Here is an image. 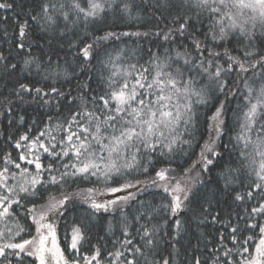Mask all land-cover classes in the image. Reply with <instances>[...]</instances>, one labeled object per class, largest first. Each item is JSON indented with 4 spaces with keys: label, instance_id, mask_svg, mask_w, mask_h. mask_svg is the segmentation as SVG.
<instances>
[{
    "label": "snow or ice",
    "instance_id": "snow-or-ice-1",
    "mask_svg": "<svg viewBox=\"0 0 264 264\" xmlns=\"http://www.w3.org/2000/svg\"><path fill=\"white\" fill-rule=\"evenodd\" d=\"M0 9H19L12 50L0 52V72L16 74L17 82L19 73L38 78L18 83L9 93L15 99L0 104L11 114L16 102L35 103L47 117L37 121L43 126L35 135L30 127L15 139V158L11 152L0 157V264H102L99 246L81 253L90 238L80 223L61 247L58 221L77 200L92 217L101 210L120 214L123 239L114 242L119 247L108 252V264H176L185 224L179 214L192 203L196 185L211 182L204 179L211 167L219 169L225 187L248 181L236 201L255 200L227 236L221 233L210 250L211 264H264V0H33L29 7L0 0ZM101 14L115 20L148 17L155 30L98 36L89 25ZM0 30L9 35L8 17H0ZM69 33L68 49H76L71 61L67 53L60 56L62 43L53 46ZM133 36H154L160 43L145 53L147 60L136 49L105 47ZM17 58L19 63L9 62ZM97 65L99 93L91 83ZM229 97H242L243 105L237 106L239 132L224 145L226 159L218 146L229 128ZM201 107L212 114L199 112ZM200 115L207 138L196 145V159L177 173L170 158L192 154ZM165 160L169 165L160 166ZM80 183L91 186L69 190ZM149 189L166 194L161 203L136 204ZM194 264H202L199 257Z\"/></svg>",
    "mask_w": 264,
    "mask_h": 264
},
{
    "label": "trees",
    "instance_id": "trees-1",
    "mask_svg": "<svg viewBox=\"0 0 264 264\" xmlns=\"http://www.w3.org/2000/svg\"><path fill=\"white\" fill-rule=\"evenodd\" d=\"M17 2L24 3L25 7L32 5L33 0H17ZM36 4L40 3V0H35ZM19 9L13 11L0 9V17H8V33L9 35L5 37L3 31L0 30V52H3L5 55H8L9 51L12 50V33L13 29V20L15 19V12H18ZM148 17H145L142 20H129L127 18L123 20H115L111 15L104 16L101 14L100 18H97L95 22L90 23L89 30L93 31L95 35L102 36L106 31H115V32H146L149 29L155 30V22H147ZM161 28L164 27V24L160 25ZM80 28H83V21H81ZM73 39L71 33L65 36L61 41L54 42L53 46L59 48V44L62 43L64 48L60 50L59 54L61 57H65L67 53V59L71 61L73 53L76 51L75 48L69 50L68 43ZM157 41L154 36L144 37H122L119 41H108L105 42V47L108 50H113L115 48L126 47L128 50L136 49L138 56L142 55L144 60H147V55L149 49L156 50ZM167 46V45H165ZM33 54L38 52V49L34 48ZM162 51V49H161ZM112 54L115 55V52L112 51ZM13 55L15 53L13 52ZM127 56V51L124 53ZM55 59V56L53 57ZM136 58H133L130 61L134 63ZM19 63V58L17 60L9 61ZM143 62V61H141ZM93 64H96V61H93ZM72 70V69H70ZM19 73V68H18ZM99 65H97V73L94 74V79L92 80V87L97 90V92H102V86L97 88V82L99 80ZM21 79L16 81V74H13L12 77L4 76L0 72V101L7 99H15L14 96L9 95L11 89L18 86V83H26L28 80L38 79L37 77L31 76L28 73H19ZM107 75V72L104 73ZM234 75V74H233ZM26 78V79H25ZM76 81H73L75 84ZM39 86V85H36ZM65 87H68L65 85ZM75 94V93H74ZM224 97L221 96L220 99ZM31 96L25 95V101H31ZM230 103L228 104V124L229 128L222 136V139L219 142L218 150L225 154L227 159V151L224 148L225 144L229 143L230 137L234 136L239 132V121L237 116L240 115L241 109H238V105H243V99H232L229 97ZM215 103L218 104V101ZM214 111V108L212 109ZM199 112H206L208 116L212 113L208 111L207 107H201ZM235 112V115H234ZM24 116L25 120L20 121L19 117ZM45 110L38 108L35 103H21L16 102L15 107L11 114L7 113L3 105L0 104V157L3 156L5 152H11L12 156L15 158L18 155V151L14 149V141L19 137V135L30 127L35 128V131L31 135H35L37 131L43 126L38 124L37 121L40 119H46ZM205 116L200 115L195 132L196 140L193 145V148L189 151L192 153L189 156H183L182 154H177L174 158H170V166L177 169V173H182L183 169L187 168L193 160L196 159V154L199 153L200 149L197 147V144H203L204 139L207 138V132L204 131L207 125L203 124ZM201 132H203V138H201ZM9 134L12 135V141H8ZM188 137L185 136V139ZM235 159V154H233V160ZM44 162L47 163V158L45 157ZM169 161L165 160L163 165L168 166ZM2 166V164H0ZM233 167L236 165L233 164ZM219 169L217 167H211V171L204 174L205 180H210V183L197 184L194 188L196 195L192 197V203L188 206L187 209L181 210L179 218L185 221L184 229L177 237L179 244L177 245L176 251L178 255L176 257V264H194L195 258L199 257L202 261V264H211L212 255H210V250L215 248L219 243L221 233L225 236L228 235V232L233 224L237 223V215L243 216L244 209H250L255 204V200L249 202L245 198L244 202H239L234 199L236 193H244L247 189V180H244L243 183H234L228 187H225L224 181L220 179L217 175ZM195 175V172L192 173ZM143 179V177H140ZM91 185L80 183L73 184L72 188L69 190H75L77 187L86 188ZM198 190V191H197ZM166 194L162 193L159 189H149L147 193H142L138 196L136 204L140 200L152 201L154 204L161 203V197ZM258 195V194H257ZM206 207V210H205ZM131 210V209H129ZM119 213H110L100 212L95 213V216H91V210L88 208L87 204L80 203L77 200L75 205H69L63 218L58 221V237L61 241V247L66 248L67 243L71 241V229L75 224H82L86 229V235L90 238L88 242L80 249L81 253H90L91 245H97L102 250V264H108L109 257L108 252L115 251L116 247L119 245L114 242L119 238L123 239L119 231ZM166 214H161V217ZM217 216L218 221L213 222L212 217ZM161 217H158L160 219ZM115 218V222L112 225V231L107 230L109 221H112ZM203 221V223H201ZM223 221L224 223H221ZM23 223V221H21ZM156 221H153L155 223ZM174 223V220L169 221V225L166 226V230L171 232V224ZM135 233V229H132ZM114 233V235H113ZM249 235L245 232L244 236ZM65 237H67V243H65ZM102 238V239H101ZM241 240L243 236L240 237ZM138 239V237H137ZM165 240H168V237H165ZM231 246V245H229ZM123 251V249H121ZM172 251V249H169ZM224 251L223 248L219 249L217 254H222ZM167 254V253H165ZM13 264H16V261L13 260Z\"/></svg>",
    "mask_w": 264,
    "mask_h": 264
}]
</instances>
